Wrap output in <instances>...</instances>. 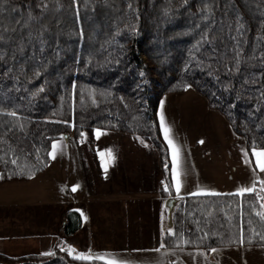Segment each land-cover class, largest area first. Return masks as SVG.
Wrapping results in <instances>:
<instances>
[{
  "label": "trees",
  "instance_id": "1",
  "mask_svg": "<svg viewBox=\"0 0 264 264\" xmlns=\"http://www.w3.org/2000/svg\"><path fill=\"white\" fill-rule=\"evenodd\" d=\"M193 90L264 150V0H0V183L46 171L54 141L130 134L158 155L161 250L264 247V191L176 197L157 119ZM171 203V207L168 206ZM63 233L82 227L64 213ZM0 264H105L70 256Z\"/></svg>",
  "mask_w": 264,
  "mask_h": 264
},
{
  "label": "crops",
  "instance_id": "2",
  "mask_svg": "<svg viewBox=\"0 0 264 264\" xmlns=\"http://www.w3.org/2000/svg\"><path fill=\"white\" fill-rule=\"evenodd\" d=\"M157 119L168 147L176 197L240 195L251 192L256 184L264 191V150L253 151L250 156L244 139L233 132L222 114L208 107L204 97L193 90L166 95L160 100ZM145 149L151 160L155 157L148 169H144L140 154ZM120 168L93 179L88 201L73 209L81 215L82 227L71 237L63 233L64 213L69 209L61 205H37L40 212L29 216L24 210L32 211L35 206L22 205L24 219L20 215L18 221H13L8 208L4 209L10 216L7 223H0L5 232H19L39 242L44 238L57 245L52 244L45 254L0 253L21 257L48 255L58 249L72 257L105 264H264V247L218 248L211 258L199 250H161V197L156 194L162 172L158 155L144 145L135 159L124 154Z\"/></svg>",
  "mask_w": 264,
  "mask_h": 264
},
{
  "label": "rangeland",
  "instance_id": "3",
  "mask_svg": "<svg viewBox=\"0 0 264 264\" xmlns=\"http://www.w3.org/2000/svg\"><path fill=\"white\" fill-rule=\"evenodd\" d=\"M137 143L139 147L146 145L130 134L99 130L94 132L92 139L84 134L79 141L74 140L72 135L54 141L50 151L51 161L45 172L26 182L0 183V223H7L10 218L4 210L7 208L13 213V221H18L20 215L24 219L25 212L27 216L34 211L40 212L36 206L41 204L61 205L69 210L83 205L88 201L93 179L98 180L100 174L106 176L109 169L120 170L124 154L135 159L139 150ZM140 154L144 157V169L154 165L155 157L152 155L151 160L146 149ZM130 164L128 160V170ZM156 195L159 196V193ZM22 205H33L35 209L24 212ZM8 232L0 227V251L4 250L10 256L49 253L54 245L44 238L39 242L19 232Z\"/></svg>",
  "mask_w": 264,
  "mask_h": 264
},
{
  "label": "water",
  "instance_id": "4",
  "mask_svg": "<svg viewBox=\"0 0 264 264\" xmlns=\"http://www.w3.org/2000/svg\"><path fill=\"white\" fill-rule=\"evenodd\" d=\"M66 138V137H65ZM168 206L171 207V203H168Z\"/></svg>",
  "mask_w": 264,
  "mask_h": 264
}]
</instances>
